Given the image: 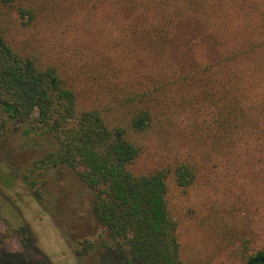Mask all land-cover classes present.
I'll use <instances>...</instances> for the list:
<instances>
[{
	"label": "trees",
	"instance_id": "obj_1",
	"mask_svg": "<svg viewBox=\"0 0 264 264\" xmlns=\"http://www.w3.org/2000/svg\"><path fill=\"white\" fill-rule=\"evenodd\" d=\"M0 107L55 141L37 168L70 169L90 189L117 261L191 264L171 180L187 191L214 157L264 160V0H0ZM152 133L202 161L141 170ZM244 264H264V248Z\"/></svg>",
	"mask_w": 264,
	"mask_h": 264
},
{
	"label": "rangeland",
	"instance_id": "obj_2",
	"mask_svg": "<svg viewBox=\"0 0 264 264\" xmlns=\"http://www.w3.org/2000/svg\"><path fill=\"white\" fill-rule=\"evenodd\" d=\"M22 37L27 34L20 32ZM87 40L95 49L96 38ZM74 63V72L87 71ZM55 148L49 136L24 135L0 107V264H121L116 252L107 251L119 248L97 220L93 194L76 173L37 168ZM191 149L179 136L152 133L138 168H166L178 155L202 161L200 150ZM248 156L240 157L252 160L245 166L235 157H214L187 191L171 180L170 204L187 262L244 264L264 248V160L257 151ZM86 244L91 250L78 257Z\"/></svg>",
	"mask_w": 264,
	"mask_h": 264
}]
</instances>
